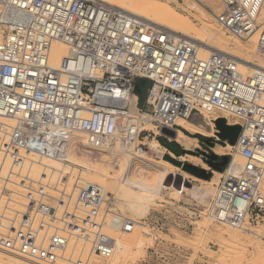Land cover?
<instances>
[{
	"label": "built area",
	"instance_id": "2783aa9c",
	"mask_svg": "<svg viewBox=\"0 0 264 264\" xmlns=\"http://www.w3.org/2000/svg\"><path fill=\"white\" fill-rule=\"evenodd\" d=\"M263 1L223 0L216 17L236 37L256 35L264 55ZM57 41L69 48L62 68L50 63ZM140 79L148 80L142 105ZM214 110L241 129L235 144L213 137L231 150L209 202L195 197L202 209L188 211L182 199L172 217L160 203L147 219L136 220L119 213L101 185L64 174L53 178L42 163L68 162L63 154L75 131L86 132L96 147L134 144L144 119L160 133L183 128L180 117L193 120ZM236 154L245 163L234 172ZM32 156L42 167L37 176L22 170ZM116 214L122 233L140 227L192 231L203 215L237 228L264 223V69L245 74L227 54L201 57L194 42L101 0H0V251L58 264L82 244L89 255L110 258L116 239L105 225ZM188 259V249L159 239L138 264Z\"/></svg>",
	"mask_w": 264,
	"mask_h": 264
},
{
	"label": "rangeland",
	"instance_id": "374dc122",
	"mask_svg": "<svg viewBox=\"0 0 264 264\" xmlns=\"http://www.w3.org/2000/svg\"><path fill=\"white\" fill-rule=\"evenodd\" d=\"M121 1L125 2V0H120V2ZM141 2L144 5L143 10H147L153 13L159 11L160 5L163 4L164 6H166L168 8L166 16L178 22V26L181 27V29H179L180 31L185 32L194 38H197L204 42L212 43L224 49L225 51H229V52H231L230 48L236 42L240 43L242 46H247L248 44H250L255 49V54L257 57L255 56L253 57L252 55H249L247 58L249 60L254 61V60H259L258 58L263 57L258 52L256 43H245L243 41H240L239 38H237L235 35L227 31V29H225L216 20V17H212V19L219 28L221 27L220 29L222 30L225 38L229 40L230 46L227 47L223 44L213 42L205 36L203 26L208 19L206 15H211L213 12L216 11H217V15L221 13L224 9L221 0H215L213 6H209V5L205 6L199 0H142ZM261 19L264 20V12L261 14ZM160 25L163 26V28H167V29L175 28L173 25H170L168 22L165 21H161ZM146 109L151 110L149 106H147ZM190 121L204 128L210 134H213L210 124V119L208 118L207 115L199 114L193 120ZM141 129L143 131L140 136V143L138 144H143L142 147L148 155H151L157 158L158 160H166L163 157H158L160 156L159 155L160 153H157L155 151L157 146L154 147V144L158 143L159 149H162L165 152L169 153L173 151L168 147H165V145L162 144L161 139H167V141L169 142H176V141L171 139L170 136H164L161 133V130L160 133H158L156 127L148 128L146 123L142 124ZM181 129L184 132L185 131L189 132L185 128H181ZM189 133L190 134L188 135L192 137H196V135H199V137H196L199 139V140L197 139V145L192 150H188L178 143L181 146V149L184 150L182 154L179 155H177L176 153L175 154L179 159L185 160L183 163V169H184V165L190 162L197 164V166L199 167L200 166L202 167L204 166V164H207L208 170L206 171L210 173V178L204 179L198 176L197 177L202 179L203 182L204 181L212 182V178L214 176L213 171H219V170L215 169L207 162V159H209L208 158L209 155L217 154L220 157L227 156L226 153L230 149L227 148L224 154H218L214 151V148L215 146H218V144L221 145L223 144L217 142L216 139L213 138L214 136L192 134L191 132ZM188 154L199 156V159L193 160ZM116 158L114 157V158H107L102 160L103 162L106 163L111 162V164H114L115 169H112L113 167L111 166L105 168H107L108 171H113L115 175H118L119 171H121L120 173H122L121 164L124 162V159L119 158V156ZM142 158L145 157L142 156ZM108 160H110V162ZM51 163L52 162L49 161L50 166L54 165ZM39 166L40 165L36 164L34 167V171H36L39 168ZM80 167H85L86 179H88L91 182L98 183L104 186L109 193H112L113 201L116 203L115 205L116 207H118L119 213H122L136 220L147 219L156 208L160 207L159 206L160 203L166 205L165 210L167 211V215L172 217L175 210V206L177 204L176 201L182 199L190 203V205L188 203L189 205L188 206L189 209H187L188 211H193L194 209L196 210L202 209L204 204H201L197 200H195V197L197 196L194 195L191 188H193L197 184H199V186L202 185L204 187H208V186L210 187V185H206V183L197 181L192 175L189 174L184 175L181 171H177L170 174L169 181L175 184L176 188L179 189L180 187L182 189V187H184L185 184L186 186L183 191L187 190V194L181 193L182 191L177 192L174 189H167L166 187L161 192V195L154 196V199H151L150 197L152 196L149 193L142 191L141 189H139L130 182V181L133 182L140 180L141 182L147 181L151 183L155 179V174L153 173L152 168L148 165H145V163L143 162H139L137 160L134 161L133 165H131L130 170L127 172L126 169L125 173L121 174V176L117 177L116 179H113L107 173L100 171L98 169L93 170L86 166H80ZM214 191L215 188L213 189L212 193L209 196L203 199L204 203L209 202L210 198L214 194ZM139 200L141 201V204L143 203V205H145L146 202L149 204L147 206L145 205L146 206L145 208L144 207L141 208L140 204L138 203ZM187 210L184 211L188 212ZM180 216L183 217L182 215ZM207 218H208L207 216L203 215L197 221L192 231H182V230L172 229L167 234H165L157 231H151V229L149 228H142V227L136 228L138 231H140L142 238H144V240L146 241L145 244L143 245L144 251L143 250H142L143 252L140 251L141 254L138 252L139 254L137 255L136 253H133L132 255H134V257L131 255V257L129 258V260H127L125 264H138L146 256L148 248L155 245V243L159 239H163L164 241L169 240L171 242L178 243L179 245H182L183 247L188 249L189 259L187 260L186 264H264V223L259 225H250V226L248 225L246 228L247 230L245 231L239 230L238 239L231 240L227 238V236H223L221 234V230H226L227 225H223L219 222H215L212 219L208 218L209 221L211 220L209 223L211 230L203 231L202 229H200V227L202 226L204 228L205 224L204 225L202 224L207 223L205 222V220L207 221ZM120 223H122V220L117 214L113 215V217L108 218L105 225L106 232L110 233L113 237H116L117 233L114 227L117 226L118 224L120 225ZM138 225L143 227L145 226V224L142 222H140ZM253 232L255 233V235H253L254 234ZM258 232L260 234L259 237L256 235V233ZM71 249H75V251L68 250V252L66 253V257H68L69 259L62 258L59 260L58 264L91 263V261H89V258L82 257V252L85 249L84 245L81 244L76 248L71 247ZM71 255H73V258H71Z\"/></svg>",
	"mask_w": 264,
	"mask_h": 264
},
{
	"label": "bare ground",
	"instance_id": "6f19581e",
	"mask_svg": "<svg viewBox=\"0 0 264 264\" xmlns=\"http://www.w3.org/2000/svg\"><path fill=\"white\" fill-rule=\"evenodd\" d=\"M119 3H118V2ZM142 0H125V2H120V0H102L103 3L107 4L108 6L113 7L114 9L122 12V13H127L133 16L140 17L147 23L159 28V29H164L169 31L170 33L174 34L175 36L186 38L192 42H194L199 48H200V56L201 57H207L211 52H219L223 54H227L231 57H233L237 62L239 63V67L241 71L245 74H250L255 68H261L264 69V55H262V58H258L259 60H249L247 57L249 55H252L253 57H257L255 54V49L248 44L247 46H242L240 43L236 42L233 44V46L230 48L231 52L225 51L224 49L220 48L219 46H216L212 43L209 42H204L202 40H199L197 38H194L190 35H188L185 32L180 31L181 27L178 26V22L174 19H171L170 17L166 16V13L168 11V8L164 6L163 4L160 5L159 11L153 13L147 10H143L144 5L141 2ZM202 2L205 6H213L215 3V0H199ZM222 1V6L225 5L223 0ZM223 9V10H224ZM261 14L264 12V1L263 5L261 7ZM217 16V11L213 12L211 15H206L207 22L204 23L203 29L205 36L209 38L213 42H217L220 44H223L227 47L230 46V42L228 39L225 38L223 35L222 30L214 23L212 17ZM216 20L218 21L217 17ZM161 21L168 22L170 25H173L175 28L172 29H167L163 28V26L160 25ZM168 25V24H166ZM256 35H253L249 39H240V41H243L245 43H256ZM259 52V51H258ZM69 55V48L68 46L61 41H57L53 44L52 50H51V59L50 63L52 66L57 67V68H62L68 58ZM260 57V56H259ZM203 115H207L208 118L210 119V124L211 128L213 131V134H210L207 132L204 128L192 123L189 119L186 118H178L177 123L181 125L183 128L191 132L192 134H202L205 136H218L219 130L216 126V119L218 118H225L226 113L220 110H214V111H204ZM6 123L12 124L14 121L12 119H6L4 120ZM228 124L230 125V122H232V118H228ZM146 123L147 127H155V124L152 123L150 120H143L142 124ZM169 129H172L168 127ZM174 130V129H172ZM175 135L170 137L171 139L175 140L177 143H179L181 146H183L185 149L192 150L195 148L197 145V139L196 137L189 136L187 133H185L182 129H177L174 130ZM160 132V130H159ZM215 134V135H214ZM219 137V136H218ZM154 143V142H153ZM69 145L70 147L64 151L63 157L67 159L68 162L63 161V159H44L42 163L48 164V173L55 178L59 174H64V176H71L72 178L77 176L80 178V180H87L85 178V167H80V166H86L91 169H98L100 171H103L107 173L109 176H111L113 179H116L117 177L121 176V174H124L126 169L127 172L130 170L131 165H133L134 161H139L145 163V165H148L152 168L153 173L155 174V179L149 183V182H141L140 180L138 181H130L133 185L141 189L142 191H145L149 193L152 197L151 199H154V196L161 195V192L163 191L164 188L167 187V189H174L177 192H181L185 189V184L184 187L176 188L175 184L171 183L169 181V176L173 172L181 171L184 175L189 174L192 175L197 181L203 182L202 179L198 178L197 176L189 173L188 171L183 169V163L184 159H179L174 152H165L162 149H159V144L156 143L154 144V147L157 146L155 151L157 153H160L158 157H163L164 159L168 160H158L157 158L148 155L142 145L143 144H138L137 142L134 144H126V145H110V146H93L90 141L89 137L86 132L84 131H75L72 133L70 140H69ZM177 145V144H175ZM229 148L231 150V145L228 147H225L221 144H218V146H215L214 151L218 154H224V152ZM168 154L163 153L162 151ZM180 150V149H179ZM229 150V151H230ZM228 151V152H229ZM227 152V153H228ZM153 155V153H152ZM193 160L199 159V156L193 155V154H188ZM121 159H124V162L121 164V171H119L118 175H115L113 171H108L107 168L105 167H113L112 169H115L114 164H111L110 160H108L110 163L103 162L102 159H107V158H116L118 157ZM144 156L145 158H142ZM32 160L34 161H29L27 162L22 170L23 171H29L33 175H38L40 170L42 169L41 166L34 171L35 165H39L37 159L35 156L31 157ZM101 159V160H100ZM117 159V158H116ZM112 160V159H111ZM49 161L52 162L51 164H54L52 167L49 165ZM113 161V160H112ZM115 161V160H114ZM107 165H106V164ZM113 163V162H112ZM191 164L197 166V164L190 162ZM244 159L236 154L235 155V160L233 163V166L231 167L230 170H235L234 172H237L242 168L244 165ZM129 164V166H128ZM177 166H176V165ZM128 166V167H127ZM201 167V166H200ZM120 168V166H119ZM118 168V169H119ZM205 170H208V165L204 164L202 166ZM34 171V172H33ZM214 176L212 178V182L217 183L222 175V172L219 171H213ZM129 176V175H128ZM181 176V175H180ZM152 180V179H151ZM73 181V180H72ZM212 182H207L204 181L203 183H206V185H210V187H204V186H199V184L195 185L193 188H191L192 192L196 196L204 197V199L209 196L213 189L215 188L214 183ZM94 183V182H93ZM98 184V183H96ZM100 185V184H99ZM102 186V185H101ZM214 188H213V187ZM104 187V186H102ZM105 188V187H104ZM106 189V188H105ZM147 197V196H146ZM114 202V201H113ZM115 203V202H114ZM140 204L141 208H145L149 203L146 202V206L141 204V201L139 200L138 202ZM145 203V202H144ZM116 204V203H115ZM139 212V211H138ZM210 219V218H209ZM211 221V220H210ZM210 221L207 218V223H203V226L200 227L203 231H208L211 230L209 223ZM220 223V222H219ZM121 224H118L115 226V231L117 233V236L115 237L116 239V250L115 253L113 254L112 257L110 258H105L100 255H89L88 254V249L85 247V249L82 252V257L84 258H89V261L91 263L89 264H125L127 260L131 257L133 253L139 254L140 251L143 250V245L145 244L144 238H142L140 231L135 229L134 231L130 233H122L120 232ZM223 225H227L226 230H221V234L223 236H227V238L231 240H235L239 238V230L240 231H245L247 230V226H244L243 228H237L234 226H231L226 223H221ZM250 226V225H249ZM207 228V229H206ZM106 231V230H105ZM220 232V231H219ZM251 232V231H249ZM242 233V232H241ZM254 233V232H253ZM255 235V233L253 234ZM256 235L259 237L260 234L259 232L256 233ZM256 237V236H255ZM258 239V238H257ZM250 244V243H249ZM260 248V247H259ZM144 251V250H143ZM142 251V252H143ZM139 252V253H138ZM141 254V253H140ZM135 255V256H136ZM134 257V255H132ZM63 259H69L68 257L65 256ZM60 260V259H59ZM87 260V259H86ZM59 262V261H58ZM38 264L34 263L31 261H26L24 259H20L15 256L7 255L3 252L0 251V264Z\"/></svg>",
	"mask_w": 264,
	"mask_h": 264
},
{
	"label": "water",
	"instance_id": "95a60500",
	"mask_svg": "<svg viewBox=\"0 0 264 264\" xmlns=\"http://www.w3.org/2000/svg\"><path fill=\"white\" fill-rule=\"evenodd\" d=\"M148 85V80L147 79H140L137 82V87H136V92L140 97V104L142 105L144 103L145 99V94H146V89ZM216 126L219 130L218 136L221 139H228L230 141V144H235L238 135L240 133V126L236 125H229L226 121L225 118H219L215 121ZM161 133L164 136H174L175 131L172 129H169L168 127H163L161 129ZM184 150V149H183ZM209 159H207V162L213 166L215 169L219 171H223L226 165L229 162V157L228 156H218L217 154H210ZM218 158H222L221 162H215ZM184 169L198 177L204 178V179H209L210 178V173H208L204 168L195 166L191 163H186L184 165Z\"/></svg>",
	"mask_w": 264,
	"mask_h": 264
},
{
	"label": "trees",
	"instance_id": "16d2710c",
	"mask_svg": "<svg viewBox=\"0 0 264 264\" xmlns=\"http://www.w3.org/2000/svg\"><path fill=\"white\" fill-rule=\"evenodd\" d=\"M185 132L187 134H190L187 131H185ZM196 137H199V135H196ZM161 142H162L163 145H165V147H168L169 149H171L177 155L183 153V150L181 149V146L178 143H176V142H169V141H167V139H161ZM175 144H177V145H175Z\"/></svg>",
	"mask_w": 264,
	"mask_h": 264
},
{
	"label": "flooded vegetation",
	"instance_id": "af4514ba",
	"mask_svg": "<svg viewBox=\"0 0 264 264\" xmlns=\"http://www.w3.org/2000/svg\"><path fill=\"white\" fill-rule=\"evenodd\" d=\"M222 158H218L217 160H215V162H221Z\"/></svg>",
	"mask_w": 264,
	"mask_h": 264
},
{
	"label": "crops",
	"instance_id": "0c3cea01",
	"mask_svg": "<svg viewBox=\"0 0 264 264\" xmlns=\"http://www.w3.org/2000/svg\"><path fill=\"white\" fill-rule=\"evenodd\" d=\"M199 140V139H198Z\"/></svg>",
	"mask_w": 264,
	"mask_h": 264
}]
</instances>
